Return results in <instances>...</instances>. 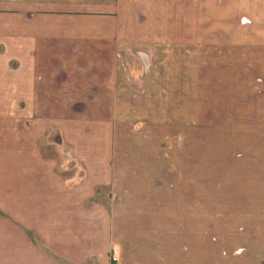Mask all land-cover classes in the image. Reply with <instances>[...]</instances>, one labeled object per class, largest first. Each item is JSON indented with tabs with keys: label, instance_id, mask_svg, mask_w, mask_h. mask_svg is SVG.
<instances>
[{
	"label": "crops",
	"instance_id": "0c3cea01",
	"mask_svg": "<svg viewBox=\"0 0 264 264\" xmlns=\"http://www.w3.org/2000/svg\"><path fill=\"white\" fill-rule=\"evenodd\" d=\"M257 29L264 47V0H0V264H264V154L190 135L173 74L141 99L152 134L83 127L69 144L39 117L113 48L244 46ZM165 117L184 134L161 135Z\"/></svg>",
	"mask_w": 264,
	"mask_h": 264
},
{
	"label": "rangeland",
	"instance_id": "374dc122",
	"mask_svg": "<svg viewBox=\"0 0 264 264\" xmlns=\"http://www.w3.org/2000/svg\"><path fill=\"white\" fill-rule=\"evenodd\" d=\"M239 22L242 26H248L252 21L241 16ZM225 32L232 33L230 30ZM240 33L243 39L249 40V44L234 47H145L138 48V54L131 48H113L114 57L109 64L95 65L94 72L92 68L88 69L82 75L85 77L65 78L62 92H53L47 98L52 103L57 98V108L54 106L39 117L44 118L48 126L55 124V121L62 122L64 138L69 144L75 141L72 132L77 136L78 130L83 127L89 128L84 129L85 133L87 130H106L113 138H130L143 130L152 134V122L149 119L153 118L140 107L143 102L147 103L157 89H164L167 82L165 77L173 74L170 85L175 94L192 100V108L189 103L179 106L181 114L184 113V107L187 117L192 113L193 127L188 128L190 133H186L204 139L220 135L231 145H248V150L258 151L257 157L263 161L264 47L260 45L263 43V30L239 31L237 38H240ZM256 37V45H251ZM172 49L180 53L176 57L186 59L182 61L185 64L173 61ZM142 54H145L146 68ZM150 58L152 62L149 64ZM66 67L67 64H64V69ZM93 75L98 79L90 77ZM95 80L103 85L95 88ZM145 115L149 119L144 120L147 118ZM142 120L145 123L138 132L139 127L135 123ZM158 126L161 128L160 124ZM184 129L183 124L173 125L165 117L160 133L182 136ZM233 152L235 158L242 155L238 149H233ZM64 153L68 154L66 150ZM253 169L255 167L250 168Z\"/></svg>",
	"mask_w": 264,
	"mask_h": 264
},
{
	"label": "built area",
	"instance_id": "2783aa9c",
	"mask_svg": "<svg viewBox=\"0 0 264 264\" xmlns=\"http://www.w3.org/2000/svg\"><path fill=\"white\" fill-rule=\"evenodd\" d=\"M118 250L119 249L116 246L113 247V249H112V256H111V258H112V261L113 262H117L118 261V257H119Z\"/></svg>",
	"mask_w": 264,
	"mask_h": 264
}]
</instances>
